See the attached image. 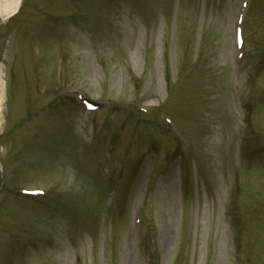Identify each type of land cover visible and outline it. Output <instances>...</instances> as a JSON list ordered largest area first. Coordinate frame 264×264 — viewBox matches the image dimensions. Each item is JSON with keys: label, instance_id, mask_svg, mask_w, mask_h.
Instances as JSON below:
<instances>
[{"label": "rangeland", "instance_id": "374dc122", "mask_svg": "<svg viewBox=\"0 0 264 264\" xmlns=\"http://www.w3.org/2000/svg\"><path fill=\"white\" fill-rule=\"evenodd\" d=\"M11 1L0 264H264V0Z\"/></svg>", "mask_w": 264, "mask_h": 264}, {"label": "bare ground", "instance_id": "6f19581e", "mask_svg": "<svg viewBox=\"0 0 264 264\" xmlns=\"http://www.w3.org/2000/svg\"><path fill=\"white\" fill-rule=\"evenodd\" d=\"M20 3V0H15V4H14V9L15 11L18 8V5ZM0 6L2 7L3 11H8L10 10V6H12V1L11 0H0ZM1 10V8H0ZM1 13V11H0ZM0 75H1V71H0ZM2 88H3V82H2V78L0 76V102H1V94H2ZM0 108H1V103H0Z\"/></svg>", "mask_w": 264, "mask_h": 264}, {"label": "trees", "instance_id": "16d2710c", "mask_svg": "<svg viewBox=\"0 0 264 264\" xmlns=\"http://www.w3.org/2000/svg\"><path fill=\"white\" fill-rule=\"evenodd\" d=\"M148 258V262L147 264H158L159 263V258L154 255V254H150L148 257L144 256V262L146 264V259Z\"/></svg>", "mask_w": 264, "mask_h": 264}]
</instances>
